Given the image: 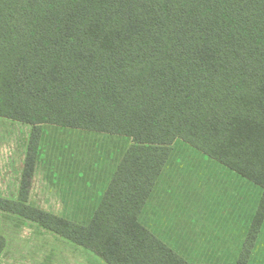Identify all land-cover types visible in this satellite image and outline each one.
I'll list each match as a JSON object with an SVG mask.
<instances>
[{"label":"trees","instance_id":"trees-1","mask_svg":"<svg viewBox=\"0 0 264 264\" xmlns=\"http://www.w3.org/2000/svg\"><path fill=\"white\" fill-rule=\"evenodd\" d=\"M193 3L194 41L144 46V0H0V116L32 126L20 201L0 198V210L39 223L107 264H197L140 220L174 145L183 141L260 189L232 263L251 264L264 225V129H236L235 99L223 84L213 87L207 111L197 70L182 69L166 84L174 131L144 133L146 57L264 53V0H257L255 35L231 40H210L208 0ZM43 125L132 140L87 225L27 204Z\"/></svg>","mask_w":264,"mask_h":264},{"label":"rangeland","instance_id":"rangeland-1","mask_svg":"<svg viewBox=\"0 0 264 264\" xmlns=\"http://www.w3.org/2000/svg\"><path fill=\"white\" fill-rule=\"evenodd\" d=\"M143 11L144 46L195 40L193 0H144ZM208 15L210 40L249 38L257 28V0H208ZM144 65L146 135L174 131L168 123L173 122L168 115L172 114L173 93L166 84L176 79L182 69L197 70L204 107L214 96L213 87L223 84L235 99L236 129H264V53L181 59L146 57ZM152 68L155 71L150 73ZM155 94L161 100L159 104ZM205 109L209 111L210 107ZM206 122L204 119L201 123ZM41 128L27 204L87 225L132 140L52 125ZM181 128L176 126V130ZM31 131L27 123L0 116L2 199L20 201ZM260 195L252 182L178 141L140 220L192 263L232 264L237 261ZM0 236L4 240L0 264H107L93 251L39 223L2 210ZM251 264H264V225Z\"/></svg>","mask_w":264,"mask_h":264}]
</instances>
